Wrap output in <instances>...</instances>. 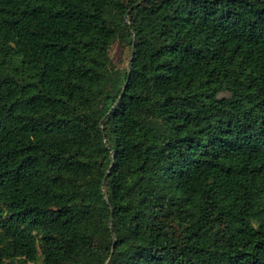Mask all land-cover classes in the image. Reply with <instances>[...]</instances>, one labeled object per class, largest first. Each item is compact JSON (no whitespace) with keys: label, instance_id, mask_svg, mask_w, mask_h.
<instances>
[{"label":"trees","instance_id":"1","mask_svg":"<svg viewBox=\"0 0 264 264\" xmlns=\"http://www.w3.org/2000/svg\"><path fill=\"white\" fill-rule=\"evenodd\" d=\"M0 264H264V0H0Z\"/></svg>","mask_w":264,"mask_h":264},{"label":"rangeland","instance_id":"2","mask_svg":"<svg viewBox=\"0 0 264 264\" xmlns=\"http://www.w3.org/2000/svg\"><path fill=\"white\" fill-rule=\"evenodd\" d=\"M118 56H119V49H118V47L115 46L114 50L112 52V58L117 59Z\"/></svg>","mask_w":264,"mask_h":264}]
</instances>
